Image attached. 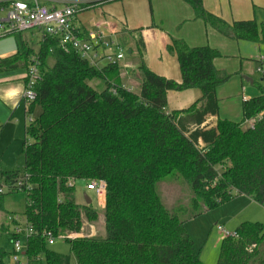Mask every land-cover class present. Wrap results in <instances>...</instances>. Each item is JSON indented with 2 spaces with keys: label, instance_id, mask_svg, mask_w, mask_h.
<instances>
[{
  "label": "trees",
  "instance_id": "1",
  "mask_svg": "<svg viewBox=\"0 0 264 264\" xmlns=\"http://www.w3.org/2000/svg\"><path fill=\"white\" fill-rule=\"evenodd\" d=\"M184 1L225 36L264 41V15L261 23H230L203 0ZM13 35L17 51L0 57V73L28 69L35 57L41 73L36 100L26 110L33 120L23 147L25 166L0 172V213L7 194H26L24 215L34 230L26 264L71 263L69 254L50 247L48 236L68 240L77 264H206L187 220L238 195L264 206V85L243 101L241 121L219 118L217 89L231 74L215 66L216 48L173 38L168 50L178 57L182 80L158 74L143 61L142 87L135 92L123 85L118 63L95 67L49 40L33 43L22 32ZM138 44L143 47L141 38ZM95 77L105 81L103 90L89 83ZM191 88L202 96L169 111L168 92ZM210 117H217L212 125ZM257 117L253 128L244 126ZM170 175L190 183L191 208H169L162 200L156 185ZM78 179L106 182V236L84 235V219L97 222L100 213L76 201ZM236 231L238 238H223L217 264H264V224L244 221ZM8 232L10 242L18 237ZM0 264H16L2 247Z\"/></svg>",
  "mask_w": 264,
  "mask_h": 264
},
{
  "label": "crops",
  "instance_id": "2",
  "mask_svg": "<svg viewBox=\"0 0 264 264\" xmlns=\"http://www.w3.org/2000/svg\"><path fill=\"white\" fill-rule=\"evenodd\" d=\"M38 1L49 7L61 8L71 0ZM79 1L82 3L81 10L93 9L90 12L93 11L94 19H91L92 28L89 29L82 22L81 17L87 18L86 15L90 12L86 11L80 16L77 15L75 24L78 28L84 33L88 31L103 32L107 37L115 39L130 34L137 40L140 64L144 61L150 69L167 78L182 80L178 57L168 50V45L173 38L183 39L190 46L210 45L216 48L220 55L214 60L215 66L231 74V77L217 89L220 106L218 117L234 121L242 120L243 101L257 95L247 94V88L241 79L247 78L255 83L249 75L264 73V60L262 59L264 55L260 53L256 57H251L256 58L258 62H253L252 65L247 62V58H250L247 56L255 54L251 48L252 44L259 47L261 52V49L264 48V41L235 40L225 36L204 20L197 18L193 7L184 0ZM203 3L207 10L230 23L254 18L259 23L263 20L264 0H203ZM77 21H80V24ZM31 35L32 42L40 41L33 38L32 32ZM140 38L143 40V47L138 44ZM16 51L0 55V57L12 55ZM139 66L137 64L136 67L132 61L120 66L123 85L135 92H140L142 87ZM259 67H262L261 71ZM26 80L27 69L0 73V128L8 123L22 122L23 115L26 113L22 103ZM201 96L202 91L199 88L182 91L170 90L167 108L169 111L185 109ZM216 119L217 117H210L208 122L212 125ZM92 227L93 230H96L95 226ZM91 234L86 233L85 235Z\"/></svg>",
  "mask_w": 264,
  "mask_h": 264
},
{
  "label": "rangeland",
  "instance_id": "3",
  "mask_svg": "<svg viewBox=\"0 0 264 264\" xmlns=\"http://www.w3.org/2000/svg\"><path fill=\"white\" fill-rule=\"evenodd\" d=\"M90 10L93 9L80 10L77 15L80 16L86 11L90 12ZM86 16L87 18L85 16L84 18L81 17V20L89 29H91V19H94L93 11L87 13ZM80 21H77L78 24H80ZM22 33L25 38H28L29 40L31 39V31H24ZM37 39L39 40L40 38L37 37ZM117 40L122 44L125 52V58L119 62L120 66L130 61L135 63L136 67L137 64L140 65V54L137 48V40L130 34L117 38ZM15 41L13 34L0 37V55L16 51L17 47ZM33 45L36 46V44ZM251 48H253L255 54L247 56L250 57L247 58V62H249L250 65H252L253 62L258 63L256 58L251 57H256V55H260V53L261 55H264V48L261 49V52L256 45L252 44ZM132 50L133 52H131ZM50 62L52 63V61ZM239 75L241 77V74ZM249 77L253 79L255 83L247 80V78L241 77L244 86L247 88L246 93L250 95L260 94V85H264V80H262V78H264V73H254L253 75H249ZM123 82L125 83L124 79ZM89 83L99 91L105 88V81L98 77L90 79ZM13 119L15 118L13 117ZM29 125L30 120L26 112L23 115L21 123H8L0 128V172L3 170L24 168L25 155L23 147L26 140H30L29 135H27ZM244 126H247V124L245 123ZM74 184L76 201L79 204H87L88 196L92 199L90 205L100 213V218L97 222H89L87 219H84V234L93 233L91 235L106 236V228L102 222L104 203L97 199L93 190L88 188L86 180L78 179ZM156 187L167 207L170 208L173 205L185 204L191 208L194 193L190 183L184 178L179 177L178 175H170L163 181L158 182ZM25 209L26 194L24 192L9 193L5 196L4 210L0 213V247L8 252L10 261L14 248L12 242L9 240L8 231L13 232L15 229V225L10 220V217L19 215L21 217L20 225L25 228ZM244 221L261 222L264 224V206L248 195H238L232 200L223 203L214 209H203L200 215L187 220L186 227L194 239L195 248L200 254L201 259L206 264H217L220 258L222 240L225 237L218 229V226L223 225L227 230L235 231ZM92 226H95L96 230H93ZM22 243L23 246L26 245L25 238H22ZM49 245L57 252L69 254L71 257L70 264H77V258L71 251L70 243L64 237L56 238L55 242ZM26 263V256H21V264Z\"/></svg>",
  "mask_w": 264,
  "mask_h": 264
},
{
  "label": "built area",
  "instance_id": "4",
  "mask_svg": "<svg viewBox=\"0 0 264 264\" xmlns=\"http://www.w3.org/2000/svg\"><path fill=\"white\" fill-rule=\"evenodd\" d=\"M81 5L79 0H71L61 8L43 5L38 0H0V37L31 31L34 39L38 37L40 41L49 40L52 45L56 43L67 51L74 50L82 58L88 60L92 66L103 67L107 64H119L124 59L125 52L117 39L109 38L99 31L84 33L76 26L75 20L77 13L81 10ZM259 70L261 71L262 67H259ZM40 78V61L35 57L32 65L27 69L26 86L22 93V103L26 110L36 100V84ZM29 120L31 122L33 117L29 116ZM257 120L258 117L246 124L253 128ZM88 188L95 192L97 199L101 200L105 206L106 182L102 179H94L88 183ZM10 220L15 225L13 232L18 235L12 241L14 251L11 262L21 264V256H25L26 249L22 238H25L27 244L34 230L27 220H25V228L21 227L19 215L10 217ZM218 229L225 237H239L236 230L229 231L223 225H219ZM78 236L80 234L73 235L74 238ZM55 240V237L48 236V244H53Z\"/></svg>",
  "mask_w": 264,
  "mask_h": 264
},
{
  "label": "water",
  "instance_id": "5",
  "mask_svg": "<svg viewBox=\"0 0 264 264\" xmlns=\"http://www.w3.org/2000/svg\"><path fill=\"white\" fill-rule=\"evenodd\" d=\"M87 204H91V199L87 196ZM26 254V252H24Z\"/></svg>",
  "mask_w": 264,
  "mask_h": 264
}]
</instances>
